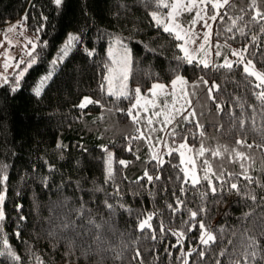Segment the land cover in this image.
<instances>
[{
	"label": "trees",
	"instance_id": "16d2710c",
	"mask_svg": "<svg viewBox=\"0 0 264 264\" xmlns=\"http://www.w3.org/2000/svg\"><path fill=\"white\" fill-rule=\"evenodd\" d=\"M166 8L156 0H63L59 8L52 0H0V27L20 19L38 34L36 62L21 87L12 91L9 79L0 84V166L7 165L0 171L7 173L0 182V248L6 238L21 258L5 253L0 264H229L243 259L248 235L264 246V100L258 98L264 87L242 63L205 67L178 59L180 40L150 15ZM193 15L194 9L179 18L189 23ZM40 24L45 28L37 32ZM69 31L82 32L83 42L36 96L34 84ZM109 32L120 34L132 53L128 95L120 97L106 91L103 79L111 63ZM213 41L219 50L243 48L244 58L264 72V0H228L215 16ZM85 46L95 53L89 56ZM177 74L186 78L193 111L188 119H176L167 141L188 145L196 155L203 145L196 157L197 184L185 178L175 149L160 159L153 155L165 129L161 115L153 128L128 112L135 87L144 92ZM86 95L100 104L80 107ZM101 145L112 151L107 179ZM233 182L238 191L229 190ZM148 216L152 227L139 228ZM201 221L216 235L208 245L200 240ZM66 222L71 225L61 227Z\"/></svg>",
	"mask_w": 264,
	"mask_h": 264
},
{
	"label": "snow or ice",
	"instance_id": "6c2138e0",
	"mask_svg": "<svg viewBox=\"0 0 264 264\" xmlns=\"http://www.w3.org/2000/svg\"><path fill=\"white\" fill-rule=\"evenodd\" d=\"M52 3L54 5H56L58 8L63 4V0H52ZM204 3V0H187V3H185V0H156V6L157 7H161V6H167L168 7V12L166 13V19L164 18V14L157 12V11H152L150 12L151 17L153 18V20L155 21L156 24L158 25H163L164 26V30L166 32H170V33H174L177 38L180 39H184L185 43L184 44H179L178 47L183 51V56L182 57H178V59H186L188 61V63H192L194 60V55L193 53L190 51L189 48H187L185 45L188 42V39L190 38L189 35L187 34L186 30L183 28V25L180 24L179 20L176 19L177 15L179 14L180 11L184 10V9H190L193 5L196 4H201ZM213 6H219L218 4V0H212ZM253 7H255V4L252 5ZM259 12V9H257V12H254L253 15H257V13ZM41 16L44 20H47V17H44L43 14L41 13ZM197 16H199V11H197ZM17 24H19L20 22L17 21ZM194 23V21H193ZM43 28H45V24H40L36 31L39 32L41 31ZM184 32L185 35H181V33ZM208 33L205 32V38H207ZM5 39H8L7 36H5ZM27 39V38H26ZM108 39H109V47L107 49V54L109 57L112 58L113 62L115 65H118V67H113V66H109L106 64V68H108V71H106L104 73V81H107V91L112 93L114 96L116 97H120L121 95H128L127 91H125V81L127 80V76H128V72L130 70V66L132 63V53H131V49L129 48L128 44L126 43L125 39L121 37L120 34L118 33H108ZM253 39H255V36L253 37ZM9 44H11L13 41L8 40ZM83 42V33H77V32H69L63 42V44L61 45V47L57 50V54L55 56H53L52 60L49 62V68L48 70L43 73L41 76L38 77V81L37 83L34 85V87L32 88V91L34 92V94L36 96H40L41 95V89L42 87L47 84L49 82V80L53 77V73H54V69L55 67L62 62L65 57L68 56L69 52L71 50H73L74 48L78 47L81 43ZM0 43H3L2 41H0ZM45 45L47 44V41L43 42ZM145 47L147 48L148 45L145 44ZM246 47V46H245ZM37 48V43L36 41H32V47L31 48H27V52L29 54L28 59L26 62H24L23 66H20L21 62L20 61H15L17 68L14 69L13 71V75L15 76V80L11 82V90L15 91L16 89L21 87V78L24 76L25 72L28 71V69L36 62V52L35 49ZM200 49H204V44L201 43L200 44ZM84 51L89 55L92 56L96 49L95 48H88L87 46L84 47ZM120 52L121 54L119 55V57H117L116 53ZM233 53L237 56L240 57L241 59L236 61V63H240L243 60L242 57V51H237L236 49H232ZM216 55H220V52L217 51ZM207 57V51L205 50V58H201L200 59V63L204 64L205 67H207L211 61L209 59L206 58ZM9 59H11V57H9ZM233 61L228 59L227 56H225V59L223 61V66L226 67H232L233 65ZM4 65L5 67H7L8 65V60L4 61ZM250 65H252V61H248L247 63L244 64V71L246 73H250L252 76L256 77V80L261 82V87H264V72L261 71H257L255 70L254 67H250ZM213 67H216V65H212ZM120 79V90L117 91L114 87V82ZM9 82L8 80V75L6 73H0V84H7ZM180 83L181 85H184L187 83L186 78L182 75L177 74L173 80L171 81V84L173 86V92L175 91V87L176 85ZM192 83L195 85L196 81H192ZM205 83H207L205 81ZM104 85L101 84V88H103ZM166 86L163 84H160L158 82H154L153 83V87L151 89H149L150 92L154 91L155 89H161L163 90ZM136 102L134 104H132L129 109L128 112L131 115V118L133 120H136V115H132V110L134 108H137L140 105V100H141V95H140V88L139 86H137L136 88ZM181 91H183V88L181 89ZM258 98H260L261 100H264V91H260L258 94ZM92 101V98L89 96H84L81 100H80V107H83L85 105L86 102ZM95 104H100L99 100L96 101H92ZM179 111H182V107L180 109H173V112L178 113ZM166 122L170 123L171 121L168 119V117L166 116ZM184 119H188L187 116L184 117ZM241 124H243V120H241ZM175 135V133H173ZM141 135H143V133H141ZM238 143H243V141H239ZM60 142L58 141V147H60ZM101 147L105 148V150L107 151V146L106 145H101ZM181 147H184L183 143L181 144ZM201 150L203 151V145H201ZM169 151H171V149H169ZM214 155H218L219 152H214ZM111 154L109 153V156ZM184 153L181 152V156L183 157ZM237 155L239 156H243L244 153L242 152H237ZM121 164H126L128 163L125 160H121L120 161ZM161 163H163V161L161 160ZM207 163V162H206ZM48 167L50 169L54 168V165L52 164H48ZM241 167H243V165H241ZM7 165H3L0 166V171H2L3 169H6ZM111 167L108 166V161L106 160V168H105V175H106V179L110 177L111 174ZM207 172L211 173L212 172V168L208 167L207 168ZM245 174V173H242ZM145 175H147V172H145ZM231 175V174H229ZM185 178H188V172L187 169H185ZM44 180H47V177L43 178ZM149 180L153 179V177L149 176L148 177ZM207 179V183L209 186H211V191L213 193L216 192V188L213 185V178L212 176L208 175L206 176ZM216 179H223L222 176H217ZM7 180V173L4 172L3 174H0V182L6 181ZM199 180V177H197L195 174L192 175L191 178V183L192 184H197ZM236 189L238 191L237 188V184L235 182H233L230 186V189ZM183 191V189H181ZM244 195H249L248 193H244ZM5 198V191H0V204H2V202L4 201ZM252 199L255 200L256 197L255 195H252ZM178 203H182L180 201H177ZM105 205L111 210L113 205L109 204L107 202V200L105 201ZM17 208H20L21 205L17 204L16 205ZM169 207H171V205H169ZM83 208V204L81 205V209ZM205 209L202 207L201 211H204ZM78 215L80 214V211L78 210ZM245 216L248 215V213H244ZM4 216V211L3 208L0 207V218H2ZM190 217L191 218H196L197 217V212L194 210H190ZM23 219V217H21ZM150 219L151 216L145 217L144 219L140 220L138 223V227L143 229L145 228V226L147 227H152L151 223H150ZM90 223H95L94 220H90ZM71 225V222H66L65 224L61 225V227H69ZM74 226V225H72ZM97 228L100 227V225H96ZM191 227H194L195 225L192 224L190 225ZM201 232H200V240L203 244L208 245L210 243H212L213 241L216 240V235L214 234V232L212 230H209L203 221L200 222L199 225ZM224 229V226L221 225L219 226V230L222 233ZM177 233L180 236H183L184 233L181 232L179 229L176 230ZM262 235H264V233H262ZM179 243V241H177ZM3 248H0V255L3 254H7L8 256H10L11 258H13L14 261L20 260V256L11 248V246L9 245L8 240L5 238L3 240ZM189 252H192L193 249H189ZM223 251V250H222ZM235 251V249H234ZM205 253L204 251L200 252V255L203 256ZM240 256H242V260L237 258L234 261L230 260L229 264H257L258 259L259 260H264V246H262L260 244V241L257 240L256 236L254 235H248L247 236V244L244 245V250L243 252L240 253ZM217 264H220V261L217 260Z\"/></svg>",
	"mask_w": 264,
	"mask_h": 264
},
{
	"label": "rangeland",
	"instance_id": "374dc122",
	"mask_svg": "<svg viewBox=\"0 0 264 264\" xmlns=\"http://www.w3.org/2000/svg\"><path fill=\"white\" fill-rule=\"evenodd\" d=\"M227 1L228 0H218L219 6H213L212 0H204V3L193 5L190 9H184L180 11L179 14L177 15L176 19H178L180 24L183 25V28L186 30L187 34L190 37L185 46L189 48L190 51L193 53L194 60H197L198 62H200L201 58H205V50L207 51L206 58L211 61L210 64H216V63L223 64L225 56H227V58L232 60L233 62H236L241 59L240 57H237L233 53L232 50L230 51L219 50L213 41V27H214L215 16L217 15L219 8L222 5H224ZM185 3H187V0H185ZM192 9H194V15L192 16L190 22L184 23L180 21V18H179L180 15ZM208 9L212 10L211 13H208ZM197 11H199V16H197ZM157 12L164 14V18L166 19L167 18L166 13L168 12V7L166 8V10H158ZM17 21H19L20 23L17 24L16 23ZM161 26L164 29V26L162 24ZM69 32H74V31H69ZM205 32L208 33L207 38H205ZM67 34L65 35L64 39L62 40L57 50L63 44ZM172 34L177 38V36L174 33ZM181 35L183 36L185 35V33L182 32ZM5 36H7L8 39H5ZM178 39L180 40L179 44L185 43L184 39H180V38ZM8 40H11L13 42L9 44ZM0 41L3 42V43H0V73H6L8 75V79L11 81H14L15 76L13 75V71L14 69L17 68L15 61H20L21 62L20 66L24 65V62L27 61L28 56H29L27 52V48L32 47V41H36L37 43L38 34L25 29L23 26V21L18 19V20H15L7 24L4 27H0ZM201 43L204 44L203 50L200 49ZM108 47H109V44L107 46V49ZM231 49H236L237 51L243 50L242 51L243 60L240 63H242L244 67V64L249 61L244 58V49L238 46H234ZM57 50L55 51L53 56L57 54ZM217 51L220 52V55H216ZM120 54L121 53L118 51L116 53L117 57H119ZM9 57H11V59H9ZM110 59H111V63L109 64V66L118 67V65L114 64L111 57ZM5 60H8L7 67H5L4 65ZM250 67H254V65L252 64L250 65ZM255 70L260 71L257 68H255ZM46 71H44V73ZM128 77H129V72H128L127 80L125 81V85H126L125 91L127 92L129 91ZM105 82H106V91H107V81ZM258 82L261 84L260 81ZM158 83L163 84L166 87L163 90L155 89L154 91L150 92L149 89L153 87V83H152V85L146 91L144 92L140 91V95H141L140 105L137 108L133 109V115H136V119L138 121L145 120L146 123L153 128L155 126V122L158 121L159 115H161L160 125L164 121L165 129L163 131L162 138L159 140L158 144H156L153 147V151H152L153 155L156 156L158 159H160L162 157V154L169 152V149L171 150L175 149L180 154L184 172H185V169H187L188 179L191 180L193 174L199 177L196 171V165H197L196 157L200 155L203 151L200 150L198 154L196 155L189 148L188 145L183 144L184 147H181V144H175L174 146H171L170 144H168V141H167V132L171 128V125L176 121V119L179 117L182 118L185 116L189 117L191 112L193 111L188 87L186 84L181 85L180 83H178L175 87V91L173 92V86L171 84V81L169 83H163V82H158ZM114 87L117 91L120 90V79H117L114 82ZM136 88L137 87L134 88V99H133L132 104L136 102V98H137L136 91H135ZM182 88H183V91H181ZM89 102H86L85 105L88 104ZM79 104H80V101H79ZM181 107H182V111H179L178 113L173 112L174 108L180 109ZM166 116L171 121L170 123L166 122V119H165ZM181 152L184 153L183 157L181 156ZM109 153L111 154L110 156H109ZM106 160L108 161V166L112 167V151L111 150L106 151Z\"/></svg>",
	"mask_w": 264,
	"mask_h": 264
}]
</instances>
